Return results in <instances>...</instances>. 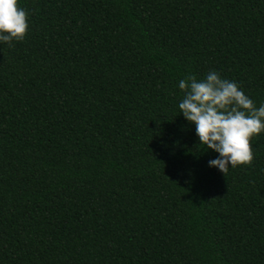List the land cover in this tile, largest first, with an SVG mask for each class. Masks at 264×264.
<instances>
[{"label": "trees", "instance_id": "trees-1", "mask_svg": "<svg viewBox=\"0 0 264 264\" xmlns=\"http://www.w3.org/2000/svg\"><path fill=\"white\" fill-rule=\"evenodd\" d=\"M0 44V264H264V133L225 176L179 114L209 71L264 103V0H18Z\"/></svg>", "mask_w": 264, "mask_h": 264}, {"label": "clouds", "instance_id": "clouds-1", "mask_svg": "<svg viewBox=\"0 0 264 264\" xmlns=\"http://www.w3.org/2000/svg\"><path fill=\"white\" fill-rule=\"evenodd\" d=\"M27 29V12L18 0H0V44L23 40ZM179 89V114L195 126L199 145L217 154L208 166L225 176L230 168L250 164V141L264 133V103L257 107L237 82L214 70L200 79L188 75L179 81Z\"/></svg>", "mask_w": 264, "mask_h": 264}]
</instances>
